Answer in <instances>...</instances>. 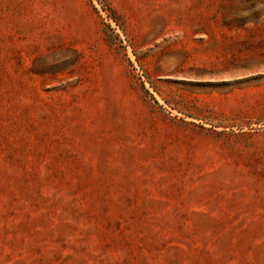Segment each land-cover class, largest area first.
I'll return each instance as SVG.
<instances>
[{"label":"rangeland","instance_id":"374dc122","mask_svg":"<svg viewBox=\"0 0 264 264\" xmlns=\"http://www.w3.org/2000/svg\"><path fill=\"white\" fill-rule=\"evenodd\" d=\"M0 264H264V0H0Z\"/></svg>","mask_w":264,"mask_h":264}]
</instances>
